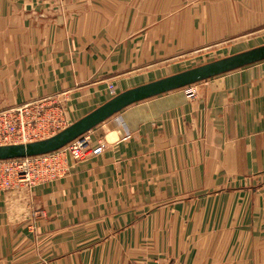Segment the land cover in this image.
<instances>
[{
	"label": "crops",
	"instance_id": "1",
	"mask_svg": "<svg viewBox=\"0 0 264 264\" xmlns=\"http://www.w3.org/2000/svg\"><path fill=\"white\" fill-rule=\"evenodd\" d=\"M195 1L0 0V110L44 102L73 122L185 70V56L233 34L235 0L224 23ZM86 135L100 153L0 190V264H264V60Z\"/></svg>",
	"mask_w": 264,
	"mask_h": 264
},
{
	"label": "built area",
	"instance_id": "2",
	"mask_svg": "<svg viewBox=\"0 0 264 264\" xmlns=\"http://www.w3.org/2000/svg\"><path fill=\"white\" fill-rule=\"evenodd\" d=\"M192 92L187 89V94L191 95ZM59 110L57 106L44 102H29L0 110V145L38 140L41 133L58 127L59 123L66 120ZM103 148L102 143L89 148L85 133L49 153L0 160V190L32 187L63 176L68 172L70 164L80 162L89 155L98 154ZM35 213L37 216H44L42 210Z\"/></svg>",
	"mask_w": 264,
	"mask_h": 264
},
{
	"label": "water",
	"instance_id": "3",
	"mask_svg": "<svg viewBox=\"0 0 264 264\" xmlns=\"http://www.w3.org/2000/svg\"><path fill=\"white\" fill-rule=\"evenodd\" d=\"M264 60V43L134 87L112 96L57 133L27 143L0 145V160L41 155L62 148L72 140L117 114L127 106L211 77Z\"/></svg>",
	"mask_w": 264,
	"mask_h": 264
},
{
	"label": "rangeland",
	"instance_id": "4",
	"mask_svg": "<svg viewBox=\"0 0 264 264\" xmlns=\"http://www.w3.org/2000/svg\"><path fill=\"white\" fill-rule=\"evenodd\" d=\"M206 14L214 15L212 20L225 22V17L231 11V8L225 5V0H196L195 4L202 2ZM213 3V5L211 4ZM250 0H235L233 11V32L232 36L227 39L217 40L211 44H203L201 48L194 50L189 56H185L183 60L184 66L181 69H188L227 55L239 50L242 47H253L264 43V7L254 5L250 6ZM171 9V8H170ZM207 10V11H206ZM204 12V11H203ZM229 31V30H228ZM249 49V48H248ZM236 53V52H235ZM70 119L59 123L58 127L50 129L48 132L41 133L38 140L47 138L57 133L62 128L69 125Z\"/></svg>",
	"mask_w": 264,
	"mask_h": 264
}]
</instances>
